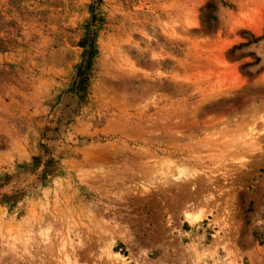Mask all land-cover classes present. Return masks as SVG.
Returning a JSON list of instances; mask_svg holds the SVG:
<instances>
[{
  "label": "rangeland",
  "instance_id": "374dc122",
  "mask_svg": "<svg viewBox=\"0 0 264 264\" xmlns=\"http://www.w3.org/2000/svg\"><path fill=\"white\" fill-rule=\"evenodd\" d=\"M0 264H264V0H0Z\"/></svg>",
  "mask_w": 264,
  "mask_h": 264
},
{
  "label": "trees",
  "instance_id": "16d2710c",
  "mask_svg": "<svg viewBox=\"0 0 264 264\" xmlns=\"http://www.w3.org/2000/svg\"><path fill=\"white\" fill-rule=\"evenodd\" d=\"M241 46V45H240ZM239 48V46H234L232 48V52ZM79 78L77 81L74 82V90L75 91H79L81 90L83 87H84V83L86 82V76L84 75L83 71H80L79 74H78Z\"/></svg>",
  "mask_w": 264,
  "mask_h": 264
}]
</instances>
